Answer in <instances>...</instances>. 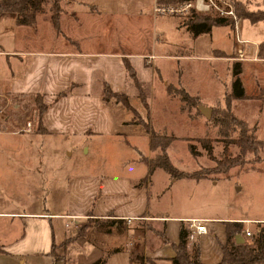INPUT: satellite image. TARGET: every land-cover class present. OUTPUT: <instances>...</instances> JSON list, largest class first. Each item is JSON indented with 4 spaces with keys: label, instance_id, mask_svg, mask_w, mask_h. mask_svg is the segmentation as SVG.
I'll list each match as a JSON object with an SVG mask.
<instances>
[{
    "label": "crops",
    "instance_id": "obj_1",
    "mask_svg": "<svg viewBox=\"0 0 264 264\" xmlns=\"http://www.w3.org/2000/svg\"><path fill=\"white\" fill-rule=\"evenodd\" d=\"M59 2L60 8L71 14L70 22L68 18L64 19L63 28L77 35L76 40L79 45L76 48L68 47L61 41L59 48L52 49L37 48L35 45H27L26 42L14 43L16 47L11 54L13 62L8 66L10 74L7 78L0 77V96L29 98L33 103L32 111L36 112L35 96L39 95L41 103L45 106L38 118L35 113L34 128L24 126L23 121L17 119V122L23 125L20 131L0 130L15 138L13 142L0 141L1 149L12 156V162L9 160L5 162L4 158H0V189L11 191L13 198L11 201L15 202L13 208H16L1 210L8 207L0 206V222L8 220L10 227L16 229L12 233L8 232L11 233L10 237L0 244V254L12 261H18L19 264L23 258L39 259L45 256L52 258L50 253L52 244L61 241L66 233L65 227L70 226L74 220L94 216L119 220L109 221L112 228L118 223L122 227L126 224L125 232L115 238L116 243L120 242L121 245L110 248L104 264H115V262L150 264L145 257L154 264H169V259L173 256L171 247L159 242L150 249L145 232L140 231V244L137 246L126 242L131 236L130 231L133 232L130 230L132 227L146 228L148 222L163 228V233L170 243L177 242L178 230L183 224L189 231L190 239L186 242L187 252L190 253L194 247H197L201 263H218L221 258V247L226 241L225 224L241 223L239 236L242 241H247L249 236H244V229L254 227L255 230L257 224L264 225V214L259 212L250 214L245 212L244 207L239 208L225 203L219 212L202 213L190 210L177 215L164 212L150 214L147 207V193L144 194L139 188H135L130 180L108 176L106 172L105 174L102 172L96 174L95 171L86 173L83 164L73 169L83 170L85 173L78 171L70 173L64 168V164H68V160L77 151L81 154L88 153L89 147L93 148L92 138L98 133L107 136L116 130L119 120L112 113V107L120 103H115L112 99L107 102L102 100L103 84H106L112 92L124 93L125 96L128 91L134 94L143 86L147 88L146 99L149 102L145 100L147 104L145 111L148 112L145 113V119L133 123L130 118L121 121L120 124L122 129H131L140 125L146 138L147 149L152 154L148 134L143 128L145 122L148 129L167 133H171L168 126L171 122L178 124L179 127L195 126V119L188 117L176 107L173 111L165 109L163 116L154 110L155 103L168 100V97L176 98L168 95L166 84L184 90L191 97H197L200 106L210 109V106L220 101L224 93L229 91L233 62H238L240 65L239 79L244 98L233 99L231 107L234 113L238 112L240 115L235 114L236 116L242 118L248 125H255L256 136L264 139L262 131L264 130V43L261 44L260 41H253L244 36L248 34L250 26L243 27L239 23L246 20L253 25L262 20L251 22L248 18L240 16L237 23L238 37L246 42H236L233 35L234 41L231 46L224 48L214 39L213 28L226 25L231 28L230 21L227 24L212 25L207 32L194 34L191 26L202 20L200 15L156 16L151 11L154 0H60ZM251 12L255 13V11ZM5 15L1 18H14L12 15ZM88 15L94 18L93 21L90 22L87 18L83 22L84 16L86 18ZM71 22H74V25H71ZM89 23L93 29L89 28ZM117 30L127 31L124 33L126 37L131 35L141 40L143 38L147 48L133 53L127 50L126 41L116 42L113 41L114 38L103 37ZM231 30L233 32V28ZM105 39L109 41L108 43L113 41L116 44L102 47L101 42ZM198 42L204 45V53L197 52ZM120 46L126 50H118ZM237 49L242 51L241 59L237 57ZM0 54H7L1 45ZM125 62L133 72L135 84L128 77ZM137 93L133 96L140 101ZM132 109L136 114L137 111L133 107ZM159 115L162 119H158ZM21 135L26 137H20ZM114 138L115 140L118 138V142L120 139L130 144L124 134L117 130ZM172 142L174 139L168 146H173ZM132 147L136 150L134 146ZM139 153L137 151L138 156ZM260 153L259 163H262L263 167L255 166L244 171L254 176L259 187H262L264 186V145ZM146 157L149 158V154ZM6 173L13 174V182L10 183L8 178L5 179ZM166 177V184L163 185L162 190L160 189L161 192L157 193L158 195L163 194L164 190L179 180L177 178L170 180L168 175ZM189 180L197 183L202 181V178ZM151 183L149 178L147 185L143 187L145 191L149 192ZM209 183L215 184V182ZM231 186L234 191L241 190L235 182ZM121 190H128L131 195L130 201L125 203L124 208L115 209L113 203L109 202L105 205L99 199L101 196L109 197L121 193ZM3 193L6 194L5 191ZM135 219L141 221H132ZM190 219L199 220L205 226L206 232L195 233L189 226ZM253 232H250L249 240ZM138 253L139 256L143 254L145 257L136 262L133 259L139 258L136 257Z\"/></svg>",
    "mask_w": 264,
    "mask_h": 264
},
{
    "label": "rangeland",
    "instance_id": "obj_2",
    "mask_svg": "<svg viewBox=\"0 0 264 264\" xmlns=\"http://www.w3.org/2000/svg\"><path fill=\"white\" fill-rule=\"evenodd\" d=\"M58 5L60 12L57 17L56 25L52 27L50 22V13L52 11L50 9V1L43 5V11L37 14L28 25L15 24L14 18H1L5 14H0V45L7 53L3 55L0 54V77L4 76L7 78L10 74L8 66L12 65L13 61L11 59L13 56H11V54L14 47H16V44H23L26 42L27 45H35L37 48L51 47L52 49L59 48L61 41H63L65 45H68V47L72 46L73 48H76V46L79 45V42L76 40V38H78L77 35H75V33L72 34V32L63 28L65 26L64 19L68 18V21L70 22L71 18L69 16L71 14L60 8V2ZM236 7H239L244 11H255V13L258 14L261 11H264V0H236L234 2L233 13L235 20L238 23L240 16L236 13ZM202 17L203 15H200V18ZM87 18H89L90 22L94 19L89 15L86 18L84 16L83 22L87 20ZM209 18H213V16H209ZM231 20V18L228 19L230 22ZM239 23L243 27L247 25L250 26L248 34L244 36H247L253 41H260L261 44L264 43V20L256 22L253 25H250L246 20L242 22L240 21ZM71 25H74V22H71ZM241 25H239V28ZM232 27L233 25L231 28L226 25L223 27L213 28V37L217 40L219 46L224 48L228 45L229 47L231 46V43L234 41L233 32L231 30ZM89 28L93 29V27L90 26V23ZM125 32L127 31L117 30L115 33H111L103 37L106 39L114 38L113 41L116 40V42H120L121 40L126 41L128 46L127 50H130L133 53L143 51L147 48L143 38L141 40L135 36L131 37V35H127L128 37H126L124 34ZM240 37L242 38L241 33ZM13 39H15L14 42ZM106 39L104 42H101L102 47L110 46V44H116V42L113 41L112 43H108L109 41ZM17 40L19 41L18 43ZM130 40H133V42L131 43ZM14 43L16 44L14 45ZM200 44L198 42L197 52L204 53V45ZM118 50H126V48L120 46ZM156 51H158V49H156ZM158 87L160 86L158 85ZM136 93L137 92H134L133 94L128 91L126 92V96L131 107H133L138 114H134L133 112L125 109L121 104H117L112 107V113H114L117 120H119L115 129L124 134L125 139L128 140L130 144H126L120 139V142H118V138L115 140L114 133L116 130L113 131V133L111 132V134L109 133L107 136L105 134L98 133L97 136L92 138L91 146H93V148L89 147V152L86 154H81L78 151L75 152L73 157L68 160L69 163L64 164L65 169L69 170L70 173H76V171L80 173L95 171L96 174H100L99 172L105 174L104 172H106L108 176L113 175L130 180L134 183L133 186L140 183V185L135 186V188H139V191H143L144 194L147 193V207L150 214L154 212H164L166 214L177 215L186 211L189 212L190 210L202 213H210V211L219 212L224 203L238 206L239 208L244 207L245 212L250 214L258 212L264 214V186L259 187L260 185L257 183V180L253 178L254 176L249 175L248 171H244L251 168V166L253 168L255 166L263 167V164L259 163V161H261L260 151L258 154L259 160H253L254 162L252 163H245L241 166V168L243 167V169H241L243 171L237 170V173H233L236 168H232L230 170V175L226 178L220 174L213 173L208 174L210 178H202V181L195 183L190 182L189 180L194 178H189L188 181L185 180L186 177H179L177 178L179 180L172 183L169 188L164 190L163 194L160 193V195L157 193L159 191L161 192L163 185L166 184V176L168 175L166 172L157 169L156 171L151 172L152 174L150 173L148 175V179L146 178L144 183H142V181L140 182L147 172L146 167L138 161L139 156L137 151H139L141 155L146 156L149 154V158H153L159 153V150H153L152 154L148 151L146 138L140 125L131 129H122L120 124L121 121L130 120V118H132V122L135 123L138 120L143 118L145 119V113H148L146 112L147 109H145L147 108L146 102H149V100L146 99L148 93L147 88L143 86L137 93L139 97L143 96L146 102L144 100L143 103H140L139 99L133 96ZM194 98L198 99L197 97ZM194 102L195 101L185 102L186 104L183 105L176 98L168 97V100L165 99V101H161L158 104L155 103L154 110L158 111L162 116L165 114V109L173 111L176 107V109H180L182 112H185L188 117H193L195 119L194 127L190 125L179 127L177 126L178 124L176 125L171 122L168 125L171 133H167L166 131L157 132L172 135L174 139V142L171 143L173 146H168L166 148V154L173 167L175 166L177 170L179 169V171L184 172L199 170L204 173L205 168L213 167L215 165V160L220 158V152L224 143L217 135L216 127L213 126L212 122L198 111L197 105L201 104L200 100L198 99L197 102ZM222 105L223 102L220 100L210 106V109H216V107H220ZM32 109L33 103L29 100V98H21L19 96L10 95L0 96V130L20 131L19 129H21L23 125L22 123L17 122V119L22 120L24 126L34 128L36 112L32 111ZM234 114L237 115L238 112ZM161 115H159L158 119H162ZM238 116L240 115L238 114ZM154 126L157 127L156 124H154ZM154 126H152L153 129ZM168 126L164 127L168 128ZM262 131L264 132V130ZM255 134L257 135V132H255ZM20 137H26V135H21ZM204 137L210 140L212 156L215 160L209 159L205 150L202 148L200 141L198 140ZM257 138L261 139L258 136ZM14 140V136L0 132V141L13 142ZM188 144L192 145L194 148L196 153L195 155H191L189 153L187 148ZM132 146H134L136 150ZM236 150L237 148L235 146H232L231 144L228 146V153L230 156H234L236 154ZM11 157V154L0 147V158H4L5 162H8V160L12 162ZM245 157L251 158L252 155L246 154ZM82 164L83 167H85V172L83 170L73 169V167H78ZM96 170H98V172H96ZM7 178L10 183L13 182V174L6 173L5 179ZM149 178L152 183L149 187V192H147L145 191L146 189L144 190V186L142 185H147ZM1 179L4 181L3 177H1ZM172 179L174 178H170V180ZM206 180H209V182H215V184L211 185ZM234 182L237 186L241 187V190L234 191V189H232L231 185ZM3 191H5L6 194H4ZM8 191L0 189V206L8 207L1 208V210L16 209L13 208L15 206V202L11 201L13 200L11 191ZM99 199L105 205L111 202L114 204L115 209H120L125 206V203L130 201L131 195L128 190H121V193H116V195L109 197L101 196ZM2 221L3 222H0V244L9 238L13 231H16L15 227H10L11 225H9L8 220ZM109 221L119 220H111V217L94 216L87 217L82 220H74L70 226L65 227L66 233L61 241L52 245V258L47 256L39 259L23 258L20 264H88L98 257H107L111 247L121 245L120 242L116 243V236L122 235V232H125L126 230V224L125 227H122V225L118 223L115 228H112ZM132 221L141 220L135 219ZM130 230L133 232L130 231L131 236L127 238L126 242H130L133 246L140 244V231L145 232V236L148 237L147 242L150 249L153 248L155 244L162 242L158 235L159 233L163 234L166 238L163 233V228L157 227L156 224H152L151 222H148V226L146 228L141 229L134 226ZM247 230L253 232L254 227H250ZM249 237L247 239L248 242ZM189 239L190 238L187 237L186 241ZM136 257L139 258L133 260L138 262L141 259L143 260L145 256H143V254L139 256L138 253ZM145 258L146 260H149V258ZM0 264L19 263L18 261H12L0 254ZM115 264L119 263L115 262Z\"/></svg>",
    "mask_w": 264,
    "mask_h": 264
},
{
    "label": "trees",
    "instance_id": "obj_3",
    "mask_svg": "<svg viewBox=\"0 0 264 264\" xmlns=\"http://www.w3.org/2000/svg\"><path fill=\"white\" fill-rule=\"evenodd\" d=\"M50 1V22L52 26L56 25L57 17L60 12L59 1L60 0H0V14H11L15 19V23L18 25H28L32 22L34 17L43 11V5ZM238 16L248 18L251 22L258 20H264V12L254 13L251 11H243L239 7L235 8ZM228 20L220 18H209L208 15H203L202 20L191 26L194 34L207 32L212 25L227 24ZM125 70L128 77L133 80V72L128 64L125 62ZM240 65L238 62H233L231 65V81L229 85V91L224 93L222 97L223 105L216 107V109H210V115L208 119L216 127V133L224 143L220 152V158L215 160L212 156V147L210 140L206 137L198 139L202 148L205 150L209 159L215 160V165L211 168H205L204 173L199 170H193L190 172L179 171L174 168L166 154V148L172 141V135L165 133H159L152 129H148L145 124L143 128L148 134L149 148L151 150H159V153L153 158H147L139 153V162L142 163L146 169L147 174L140 180L142 183L148 179V175L154 169H161L168 174L170 178H210L208 174H220L223 177L230 175L232 168L237 173V170L242 171V165L245 163H252L253 160H259L258 154L261 147L264 145V139H258L255 132V125H248L242 118L236 116L231 107V101L233 99L244 98L242 86L239 79ZM166 92L170 96H174L183 105L187 102L195 101L198 99L187 95L182 89H174L171 85L166 84ZM101 98L103 101L113 100L115 103H120L126 109L133 112L131 105L124 93L112 92L106 84L102 85ZM144 97L140 96V101L144 102ZM186 102V103H185ZM194 102V103H195ZM200 105H197L199 110ZM45 106L41 103L39 95L35 96V111L36 118L44 110ZM218 108V109H217ZM237 148L236 154L230 156L228 153L229 145ZM188 151L191 155H195L192 145H187ZM246 154H251V158H246ZM251 168H253L251 166ZM140 185L137 183L135 186ZM134 186V187H135ZM145 186V185H143ZM242 229L241 223H226L225 234L226 241L221 247V258L216 264H264V225L257 224L251 239L248 241H236V236H239ZM162 243L168 244L172 251L173 256L169 259V264H203L198 257V249L194 247L190 253L186 249V239L189 236V231L183 224L180 225L178 230V240L176 243H170L163 236L158 234ZM53 245V244H52ZM51 253V250H50ZM106 257H98L88 264H104ZM150 264H154L148 260Z\"/></svg>",
    "mask_w": 264,
    "mask_h": 264
},
{
    "label": "built area",
    "instance_id": "obj_4",
    "mask_svg": "<svg viewBox=\"0 0 264 264\" xmlns=\"http://www.w3.org/2000/svg\"><path fill=\"white\" fill-rule=\"evenodd\" d=\"M236 0H154L151 11L156 16H188L209 15L216 18L232 19L233 35L238 43L246 42L240 40L237 31V21L234 16V2ZM237 57H243L242 51L237 49ZM189 226L192 227L195 233H205L206 229L203 224L197 219H190ZM245 237L250 236V232L244 229Z\"/></svg>",
    "mask_w": 264,
    "mask_h": 264
},
{
    "label": "water",
    "instance_id": "obj_5",
    "mask_svg": "<svg viewBox=\"0 0 264 264\" xmlns=\"http://www.w3.org/2000/svg\"><path fill=\"white\" fill-rule=\"evenodd\" d=\"M198 108L200 110V113L202 115H204L205 118H208L209 117V115H210V109L205 108V107H202V106H199ZM236 241L237 242H241L242 241V238L240 236H236Z\"/></svg>",
    "mask_w": 264,
    "mask_h": 264
}]
</instances>
